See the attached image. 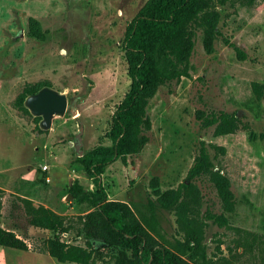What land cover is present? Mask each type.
I'll list each match as a JSON object with an SVG mask.
<instances>
[{
  "label": "rangeland",
  "instance_id": "rangeland-1",
  "mask_svg": "<svg viewBox=\"0 0 264 264\" xmlns=\"http://www.w3.org/2000/svg\"><path fill=\"white\" fill-rule=\"evenodd\" d=\"M145 1L0 0V226L27 245H0V264H119L116 246L81 233L84 215L94 208L85 193L94 186L76 157L99 143L114 144L112 114L130 83L123 37ZM208 9L221 34L207 50L204 27L190 23L189 76L158 85L146 107L148 140L136 152L115 155L100 174L107 200L126 203L141 226L139 249H128V264H149L163 251L175 264H264V99L251 86L264 84V0H211ZM26 83H47L66 94L64 113L48 128L14 105ZM197 109L235 112L248 128L214 134ZM200 140L225 147L214 159L235 199L225 227L204 218L206 206L220 210L204 176L192 180L187 213L156 198L155 189L186 179ZM38 205L64 217L59 240L91 243L88 263L49 253L55 232L30 221L29 207Z\"/></svg>",
  "mask_w": 264,
  "mask_h": 264
},
{
  "label": "trees",
  "instance_id": "trees-1",
  "mask_svg": "<svg viewBox=\"0 0 264 264\" xmlns=\"http://www.w3.org/2000/svg\"><path fill=\"white\" fill-rule=\"evenodd\" d=\"M211 0H146L136 15L127 23L123 47L127 62L129 86L112 114V124L108 137L114 144L99 143L85 153L77 156L84 172L93 180V190L87 191L86 198L94 206L82 219L81 233L92 241L114 245L119 250V264H128V249L137 253L140 246L141 226L130 207L124 202L107 200L100 174L104 166L115 155H126L138 151L148 140L145 131L150 126L147 103L162 82L177 81L181 76H189V58L193 50V32L191 22L204 27L203 42L207 50L214 34L220 35L216 20L208 9ZM223 2V0H220ZM32 26L38 27L36 21ZM225 41L236 51L239 58L243 51L233 42ZM47 83H26L14 99V105L23 111L25 97L37 91ZM252 91L256 98L264 99V84L253 81ZM196 117L203 126H212L214 134L247 129L248 123L235 112L223 109L204 112L197 109ZM211 149L213 151L211 152ZM224 153L225 147L215 143L199 141L197 154L188 168L186 179L175 188L161 191L157 188V179H152L156 187V198L161 204H178L184 213L188 211L192 180L206 177L215 189L219 200V211L206 206L204 218L220 227L228 224V215L234 210L235 199L230 187L229 177L214 169L217 152ZM153 205L152 203H150ZM1 208V199H0ZM30 208V221L35 226L55 232L48 240V251L59 261L88 263L93 248L88 241L85 246L67 243L58 239V233L67 229L62 215L43 205ZM0 245L26 249L25 241L13 231L0 226ZM149 264H175L169 252L154 253Z\"/></svg>",
  "mask_w": 264,
  "mask_h": 264
},
{
  "label": "water",
  "instance_id": "water-1",
  "mask_svg": "<svg viewBox=\"0 0 264 264\" xmlns=\"http://www.w3.org/2000/svg\"><path fill=\"white\" fill-rule=\"evenodd\" d=\"M23 104L33 115L41 117L39 120L40 127L48 128L54 115L64 113L67 97L64 92L50 85H43L37 91L28 94Z\"/></svg>",
  "mask_w": 264,
  "mask_h": 264
},
{
  "label": "built area",
  "instance_id": "built-area-1",
  "mask_svg": "<svg viewBox=\"0 0 264 264\" xmlns=\"http://www.w3.org/2000/svg\"><path fill=\"white\" fill-rule=\"evenodd\" d=\"M47 165H43V167L45 168Z\"/></svg>",
  "mask_w": 264,
  "mask_h": 264
}]
</instances>
